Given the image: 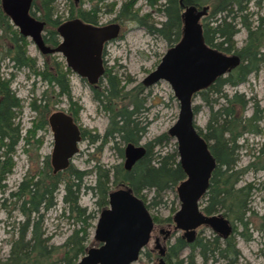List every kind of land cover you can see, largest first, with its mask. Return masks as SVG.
Instances as JSON below:
<instances>
[{
  "label": "rangeland",
  "instance_id": "rangeland-1",
  "mask_svg": "<svg viewBox=\"0 0 264 264\" xmlns=\"http://www.w3.org/2000/svg\"><path fill=\"white\" fill-rule=\"evenodd\" d=\"M164 1L156 0L153 5L146 0H79L78 4H74L73 0L51 1L49 11L52 12V19L82 16L95 6L98 23H120L119 36L107 47L109 54L104 76L95 88L68 69L60 54H40L30 39L20 36L8 19L7 23L6 19L0 20V106L4 109L3 106L13 103L4 94L5 86L16 101V105L10 107L8 125H3L2 120L0 122V264L9 257L20 230L24 231L22 240L30 242L33 221H37L40 241L46 246L60 248L51 256L53 260H62L65 249L61 246L69 237L80 238L84 250L73 260L74 264L88 248L98 246L93 239V231L100 211L107 205L100 204L94 186L97 180L103 178L102 174H107L105 185L108 192L127 187L136 195L125 182H113L115 168L128 171L132 167L128 170L123 167L125 145L142 146L145 152L147 144L165 134L168 139L153 145L148 152L154 167L159 165L160 157L174 150L176 152L175 141L167 133L178 111V102L170 86L163 80L150 86L141 83L144 76L155 68L165 50L177 42H168L148 32L149 26L158 27L165 21L161 11ZM33 2L35 7H31V14L39 19L43 1ZM182 3L185 4L183 0ZM177 5L181 12L178 0ZM193 6L207 7L206 14L201 18L202 24L203 18H208L209 2ZM242 14L244 17H237L234 21L236 31L232 40L236 49L246 46L245 24L252 30L264 27V0H249ZM51 27L47 26L46 30ZM18 47L27 59L26 65L17 64L12 57V51ZM7 49L10 51L7 52ZM259 51H264V46ZM236 55L240 63L241 59ZM234 92L242 94L248 102L243 112L240 115L236 112L234 118L236 133L240 134L234 140L236 162L233 169L238 177L233 187L234 190L248 188L244 190L246 196L243 193L238 195L245 204L242 210L234 208L232 213L217 208V212L234 226V260L230 261L215 252H207L206 257H202L198 249H194V264H264V64L256 72L248 74L244 82L236 86L223 85L221 91L213 93L207 103L198 95L193 96L192 111L197 106L193 112L194 127L204 133L210 108L215 111L227 106L224 94L231 97ZM139 102L141 107L132 113L131 118L143 132L135 143L125 142L110 122L114 120L120 125L123 110H132L133 103ZM255 103L261 112L259 117L250 120ZM56 111L71 118L78 130L79 141L77 152L69 159L68 165L52 172L49 156L53 141L47 117ZM175 161L178 163L177 153ZM183 179L185 175L174 185L159 191L150 187L138 192L144 197L142 202L156 228L172 224V215L179 207L175 187ZM52 180H56V185L51 189V199L47 204L48 198L42 194L46 187L50 188ZM75 183L79 184L78 189ZM66 187L75 191L76 209L64 199ZM229 197L225 207L231 202ZM30 200L34 203L39 201L37 211L29 209ZM206 204V199L200 200V211L203 212ZM22 209L26 213L30 210L26 226V215ZM176 234L166 243H171ZM200 236L208 239V244L212 243L213 236L209 230L202 229ZM189 250L182 249L178 257L184 258ZM131 264H150V261L140 254Z\"/></svg>",
  "mask_w": 264,
  "mask_h": 264
},
{
  "label": "water",
  "instance_id": "water-1",
  "mask_svg": "<svg viewBox=\"0 0 264 264\" xmlns=\"http://www.w3.org/2000/svg\"><path fill=\"white\" fill-rule=\"evenodd\" d=\"M178 3L182 8L180 37L165 50L141 83L150 86L160 80L167 82L178 102L176 119L167 133L175 141L178 164L185 179L175 187L179 207L172 215L173 229L181 230L187 239L199 225L226 235L230 226L221 214L204 215L199 209V200L208 186L215 162L207 143L194 127L192 100L197 91L236 67L239 58L205 44L201 18L206 14V6L197 8L183 4L182 0ZM28 4L29 0H0V9L40 53L61 52L67 66L88 82H94L100 71L101 41L113 36L117 26L95 28L79 20L68 21L59 27L62 42L53 50L44 46L40 37L42 23L28 14ZM47 125L53 141L50 165L52 172H57L77 152L79 133L71 118L61 111L50 113ZM123 152V167L128 170L143 156L144 148L126 144ZM151 228L152 219L142 200L127 187L114 189L108 192L107 207L100 211L94 227L93 239L98 246L88 248L74 264H131L147 242Z\"/></svg>",
  "mask_w": 264,
  "mask_h": 264
},
{
  "label": "trees",
  "instance_id": "trees-1",
  "mask_svg": "<svg viewBox=\"0 0 264 264\" xmlns=\"http://www.w3.org/2000/svg\"><path fill=\"white\" fill-rule=\"evenodd\" d=\"M42 1L41 19L47 20L52 0ZM146 1L150 5L156 3V0ZM206 1L209 2L210 11L208 13V18H203L206 22L203 20L201 24L202 36L205 44L224 53H236L241 59V62L225 76L216 78L208 87L195 93V95H198L201 100L207 103L209 97L213 93L220 92L223 85L230 84L236 86L237 84L244 82L248 74L256 72L259 67L264 64V51H259V49L264 46V27L259 26L258 28L252 30L248 27V24H245L247 26L246 46L236 49L232 40L233 34L236 31L234 28V21L237 17H244L242 12L245 10L246 4L249 0H183L185 4H193L196 6L204 4ZM129 4L131 5L130 2ZM161 6V11L165 16V21H163L158 27L149 26L148 32L153 35L160 36L168 42H176L180 36L181 24L180 8L177 5V0H165ZM85 15H87V13H85ZM85 15L80 17H86ZM5 19L7 23V18L0 9V20L2 21ZM211 22H213V24L210 25ZM8 51H10V49H7V52ZM12 52V57L17 64L26 65L27 59L22 54V49L18 47ZM4 86L5 85H3V87ZM4 94L13 101V103H8L6 106H3L4 109L0 106V111L3 109V111L0 112V122L2 120L3 125L5 124L6 126L8 125V119H10V115L8 114L10 112V107L15 106L16 101L13 95L9 93L6 86ZM224 99L227 106L221 107L219 110L215 111L210 108V114L204 133L197 129V132L203 137V139L206 142H210L208 143V149L216 162L205 192L207 204L204 206L203 212L206 214L218 211L217 208L220 210L227 209V211H233L234 208L236 210H242L245 207V204L238 195L240 193H243L244 195V190L248 188L245 187L239 190H234L233 187V184L238 177V174L233 169L236 162V146L234 144V140L238 134H240V132L236 133L234 118L236 112L239 113V115L243 112L248 100H246L242 94H238L236 92H234L231 97H227L224 94ZM140 107L141 102L133 103L132 110L124 109L121 114L122 117L120 125H118L114 120H111L110 122V124H113L119 131V138L125 142L135 143L140 134L143 132V129L138 127L137 122L131 118L132 113L137 112V109ZM196 110L197 106H194L193 112L195 113ZM260 112L261 110L255 103L250 120H254L255 117H259ZM231 118L232 121L230 120ZM116 124L118 126H116ZM166 139H168V137L163 134L154 138L152 142L147 144L145 147L147 150L145 149L143 156L133 163L130 170L125 171L120 167L115 168L113 172L115 175L113 182H125L131 187L132 191L138 195V192L143 188L151 187L156 191H159L166 187H170L177 181L181 180L184 175L179 167V164L175 161V150L160 157L161 160L158 163L159 165L156 167H154L151 163V159L148 155V152L153 145L160 144L161 141H165ZM101 177L103 178H100V181L97 180L94 187L98 192L100 204L107 205L108 188L105 185L107 174H102ZM50 183V188L46 187L44 191L48 194H46V196L45 193L42 194L44 197L48 198L47 204L50 202L51 198L49 194L51 189L55 187L56 180H52ZM74 186L78 189L79 184L75 183ZM65 191L66 194L64 195V199L69 202L71 208L76 209L75 191L71 190L69 187H66ZM30 197L32 199L33 196L30 195ZM138 197H140L141 200H144V197L141 195H138ZM228 197L231 199V202H229V205L225 207V201ZM38 202L39 201L34 203L33 200H30L29 209L37 211L36 206ZM22 211L26 215L24 224L26 226L29 223L30 210H27V213L24 209H22ZM232 213H234V211ZM91 217L92 216L89 218ZM19 232V238L13 242L9 257L1 264H62L63 262L61 261H64L63 264H72L73 260L79 254H82L84 250V247L80 244V238L73 239L72 236L69 237L66 243L61 246L65 249L62 252V260H60L61 258L53 260L51 259V256L56 254L60 248L46 246L40 241V231L37 227V221L32 222V235L30 242H24L22 240L24 234L23 230H20ZM183 246L184 241L180 238H176L173 243L167 246L165 260L169 264H194V254L192 253L193 249H198V252L202 257H206L205 254L207 252H215L216 254L228 258L230 261L234 260V244L229 241L224 242L223 248H220L216 243V238H214L212 243L209 244L202 242L201 239H196V241L190 245V249H192L190 250V253L184 258H179L178 252Z\"/></svg>",
  "mask_w": 264,
  "mask_h": 264
},
{
  "label": "flooded vegetation",
  "instance_id": "flooded-vegetation-1",
  "mask_svg": "<svg viewBox=\"0 0 264 264\" xmlns=\"http://www.w3.org/2000/svg\"><path fill=\"white\" fill-rule=\"evenodd\" d=\"M73 2H74V4H78L79 0H73ZM34 3L35 2H33V0H29L28 9H27L28 14L31 17H33L35 20H37V21H39V22L42 23V28H41V31H40L41 40H42L44 46H46V47H48L50 49H53V50H55L59 46V44L62 42V38H61V36H60V34L58 32L59 27L62 26V25H64L68 21L79 20L81 23H83L85 25H88V26H91V27H95V28H103V27L110 26V25H116L117 26V31L115 32V34L113 36H110L108 38H104L101 41L100 49H99V57H98L99 58V64H100V71H99V73H98V75L96 77V80L94 82H91L90 83V82H88L87 78L79 76L69 66H67V64H66V62L64 60V63H65V65H66V67L68 69H70L71 71H73L78 77L84 79L87 82L88 85H91L93 88L97 87L98 84L101 82V79L104 76V72H105V70L107 68L108 54H109L108 53V50H107L108 44L112 40L116 39L119 36V33H120V23H117V22H109V21L106 22V23H104V24L98 23V17L96 16L98 9L95 6L93 8H91V12L88 9L89 12H87V15H85L86 17L77 16V17H73V18H67V19H64V20H59L58 18L52 19V12L49 11L48 16H47V18H48L47 20L46 19L45 20L44 19H41V16L39 17V19H37L34 16H32V14H31V7H35V4ZM82 13H84V12H82ZM5 17L7 18V16H5ZM49 25H51L53 28L51 27L52 29H47L46 30L47 26H49ZM17 31H18V29H17ZM43 31L45 32L44 34H43ZM23 37L24 38H29V37H25V36H23ZM30 41H31V39H30ZM55 53H58V54H60L62 56V53L59 52V51H53L51 53H40V54H42V55H52V54H55ZM63 59H64V57H63ZM209 153H210V151H209ZM214 162H215V160H214ZM215 165H216V162H215ZM214 168H215V166H214ZM212 171H211V173H212ZM211 173H210V176H211ZM208 184H209V180H208ZM206 190H207V188H206ZM206 190H205V192H206ZM205 192L201 196L200 200L206 199ZM200 200H199V202H200ZM202 213L204 215L219 214L217 211L214 212V213H211V214H205L204 212H202ZM151 219H152V217H151ZM224 219H226V218L224 217ZM171 221H172V219H171ZM172 224H173V222H172ZM172 224H166L163 227L156 228V225L154 224V221L152 219V228L150 230L148 240L145 243V245L142 247V249L139 251L138 257L140 256V254H142L143 256H145L147 258V260L150 261V264H159V261H162L163 264H169L165 260L167 246L169 244L173 243L176 238H180L181 240L184 241V246L179 250V252H181V250L184 249V248L185 249L186 248L190 249V245L193 244L196 241V239H201L202 238L201 240H203L204 243H207L209 240L208 239H205L204 237H201L200 236V233L202 232V229H207V230L210 231V234L213 236V239L216 238V243H217V245H219L220 248H222L224 246V242H226V241H229V242H231V243L234 244V226H232L229 221H228V224L230 226V231L226 235H222L220 233H217V232L213 231L207 225H199V226L195 227L192 230V234H191V236H190L189 239H187L183 235V232L181 230L173 229V225ZM177 232H178V234H176ZM174 234H176V235L173 238V241L171 243H166L167 240H169ZM159 250H162V254H159ZM190 250H192V249H190ZM179 252H178V254H179ZM138 257H137V259H138Z\"/></svg>",
  "mask_w": 264,
  "mask_h": 264
}]
</instances>
